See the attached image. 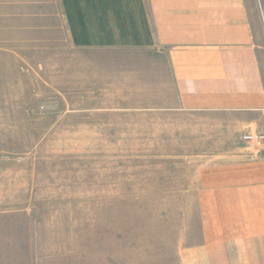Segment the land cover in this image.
Wrapping results in <instances>:
<instances>
[{"label":"crops","instance_id":"1","mask_svg":"<svg viewBox=\"0 0 264 264\" xmlns=\"http://www.w3.org/2000/svg\"><path fill=\"white\" fill-rule=\"evenodd\" d=\"M262 32L254 0H0V46H46L111 126L150 117L137 139L190 209L182 264H264V149L239 142L264 133Z\"/></svg>","mask_w":264,"mask_h":264},{"label":"rangeland","instance_id":"2","mask_svg":"<svg viewBox=\"0 0 264 264\" xmlns=\"http://www.w3.org/2000/svg\"><path fill=\"white\" fill-rule=\"evenodd\" d=\"M254 5L264 44V0ZM50 57L0 46V264H182L190 209L170 189L175 158L137 139L150 117L111 126L109 105H78Z\"/></svg>","mask_w":264,"mask_h":264},{"label":"built area","instance_id":"3","mask_svg":"<svg viewBox=\"0 0 264 264\" xmlns=\"http://www.w3.org/2000/svg\"><path fill=\"white\" fill-rule=\"evenodd\" d=\"M242 139L248 143L254 144L256 147L264 149V133L245 134Z\"/></svg>","mask_w":264,"mask_h":264}]
</instances>
